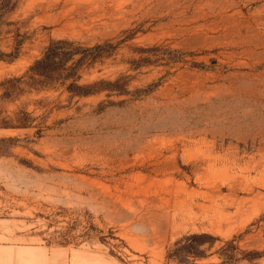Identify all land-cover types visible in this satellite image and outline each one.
<instances>
[{"label": "rangeland", "instance_id": "rangeland-1", "mask_svg": "<svg viewBox=\"0 0 264 264\" xmlns=\"http://www.w3.org/2000/svg\"><path fill=\"white\" fill-rule=\"evenodd\" d=\"M13 2L0 264H264V0Z\"/></svg>", "mask_w": 264, "mask_h": 264}, {"label": "trees", "instance_id": "trees-1", "mask_svg": "<svg viewBox=\"0 0 264 264\" xmlns=\"http://www.w3.org/2000/svg\"><path fill=\"white\" fill-rule=\"evenodd\" d=\"M15 4L13 0H0V24H6L5 17L8 13L13 11ZM79 51L78 48L74 47V44L65 40H58L52 42L47 48L43 58L35 63L33 70L35 73L42 72L41 74L45 78H49L48 73H56L60 70L67 62L65 56L70 52L72 55ZM10 54L9 56H13ZM6 56L3 52L0 51V58ZM45 73V74H44Z\"/></svg>", "mask_w": 264, "mask_h": 264}]
</instances>
